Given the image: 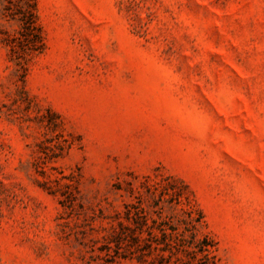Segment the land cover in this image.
Segmentation results:
<instances>
[{
	"label": "rangeland",
	"instance_id": "1",
	"mask_svg": "<svg viewBox=\"0 0 264 264\" xmlns=\"http://www.w3.org/2000/svg\"><path fill=\"white\" fill-rule=\"evenodd\" d=\"M0 264H264V0H0Z\"/></svg>",
	"mask_w": 264,
	"mask_h": 264
},
{
	"label": "trees",
	"instance_id": "2",
	"mask_svg": "<svg viewBox=\"0 0 264 264\" xmlns=\"http://www.w3.org/2000/svg\"><path fill=\"white\" fill-rule=\"evenodd\" d=\"M22 21V44L25 49H37L42 44V34L38 23L36 22L35 14L31 8L20 10Z\"/></svg>",
	"mask_w": 264,
	"mask_h": 264
}]
</instances>
